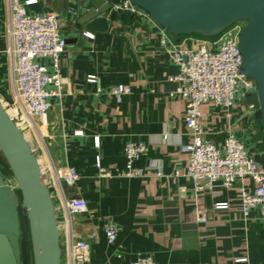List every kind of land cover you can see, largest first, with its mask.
<instances>
[{
	"label": "crops",
	"instance_id": "0c3cea01",
	"mask_svg": "<svg viewBox=\"0 0 264 264\" xmlns=\"http://www.w3.org/2000/svg\"><path fill=\"white\" fill-rule=\"evenodd\" d=\"M72 7L73 0H38L27 8L56 14L67 41L60 59L66 94L53 101L46 117L34 120L38 134L28 141L41 167L76 173L77 179L62 187L66 197L87 203L74 222L76 236L90 244V264H130L139 257L155 264H264V218L257 210L245 217L241 209L240 190L252 191L251 179L196 192L189 178L172 177L188 166L189 154L181 146L193 139L185 101L170 97L176 83L169 79L178 69L160 44L161 29L147 15L123 9L105 32L76 31ZM9 27L8 1L0 0V98L6 100L13 96ZM90 76L97 82L89 83ZM121 85L130 93L118 99L112 91ZM201 110L206 140L220 146L233 132L264 167V130L242 97L230 118L211 103ZM128 142L147 145L149 152L138 163L145 175L102 178L97 164L123 167ZM202 216L207 222L198 220ZM108 222L118 228L115 245L105 237Z\"/></svg>",
	"mask_w": 264,
	"mask_h": 264
},
{
	"label": "built area",
	"instance_id": "2783aa9c",
	"mask_svg": "<svg viewBox=\"0 0 264 264\" xmlns=\"http://www.w3.org/2000/svg\"><path fill=\"white\" fill-rule=\"evenodd\" d=\"M10 14V49L12 61L13 96L11 100L0 98L6 113L25 137L37 136L34 120L44 118L52 109L54 100H61L66 94V80L61 74V54L66 40L60 32V21L54 13H31L27 8L38 0H7ZM122 9L137 12L125 2ZM243 23H234L220 35L204 38L195 35L181 36L175 41L161 29L160 44L165 54L176 65L178 72L169 79L176 83L170 97L180 98L186 103L185 124L192 136V143L181 146L189 154L188 166L184 171H175L173 178L187 177L196 192L215 188L229 189L236 181L249 178L254 183L252 191L241 188V209L246 217L252 210L259 211L264 218V167L250 153L246 145L229 132L224 143L215 145L203 137L201 122L202 106L211 103L226 110L231 117V108L239 97L246 98L255 92L254 83L241 72L242 57L238 49V36ZM49 61L45 65L42 61ZM89 83H96L95 76L88 77ZM130 93L127 86H118L112 94L120 99ZM82 135V132H77ZM170 135H164L167 141ZM149 149L143 142H128L124 146L125 165L112 170L97 164L99 174L105 179L141 178L145 171L138 166ZM44 181L49 188L55 205L62 264H90L91 247L87 240L75 233L74 218L87 211V203L80 197H66L63 182L77 179L70 168L55 169L41 167ZM9 186L18 191L13 178ZM207 222L206 216L199 217ZM104 233L109 245H115L118 228L108 222ZM93 236L95 234H92ZM130 264H155L150 257H139Z\"/></svg>",
	"mask_w": 264,
	"mask_h": 264
},
{
	"label": "water",
	"instance_id": "95a60500",
	"mask_svg": "<svg viewBox=\"0 0 264 264\" xmlns=\"http://www.w3.org/2000/svg\"><path fill=\"white\" fill-rule=\"evenodd\" d=\"M127 2L147 15L172 38L216 37L234 23H243L238 36L241 72L255 85L243 98L264 130V0H73L72 28L88 33L107 31L112 17ZM67 44V41H66ZM0 153L18 191L0 167V264H23V226L30 246V264H62L60 231L52 194L45 184L36 151L0 101Z\"/></svg>",
	"mask_w": 264,
	"mask_h": 264
},
{
	"label": "rangeland",
	"instance_id": "374dc122",
	"mask_svg": "<svg viewBox=\"0 0 264 264\" xmlns=\"http://www.w3.org/2000/svg\"><path fill=\"white\" fill-rule=\"evenodd\" d=\"M0 167L4 173V175L7 177V182H11L13 185V181H11L10 177H8L10 175L8 166L6 164V162L4 161V158L2 157L1 153H0ZM23 233H22V250H23V264H30L29 263V259H30V248L28 247V236L27 233L25 231V227L23 226Z\"/></svg>",
	"mask_w": 264,
	"mask_h": 264
},
{
	"label": "trees",
	"instance_id": "16d2710c",
	"mask_svg": "<svg viewBox=\"0 0 264 264\" xmlns=\"http://www.w3.org/2000/svg\"><path fill=\"white\" fill-rule=\"evenodd\" d=\"M195 36H199V35H195ZM199 37H202V36H199ZM205 38V37H204ZM30 248V246H28Z\"/></svg>",
	"mask_w": 264,
	"mask_h": 264
},
{
	"label": "bare ground",
	"instance_id": "6f19581e",
	"mask_svg": "<svg viewBox=\"0 0 264 264\" xmlns=\"http://www.w3.org/2000/svg\"><path fill=\"white\" fill-rule=\"evenodd\" d=\"M3 157V156H2ZM5 161V160H4Z\"/></svg>",
	"mask_w": 264,
	"mask_h": 264
}]
</instances>
